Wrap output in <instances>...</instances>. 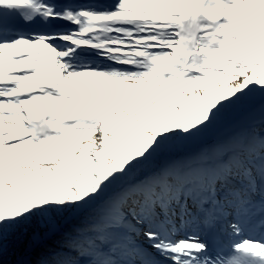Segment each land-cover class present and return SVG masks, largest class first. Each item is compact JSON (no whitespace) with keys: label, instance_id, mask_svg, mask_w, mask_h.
<instances>
[{"label":"snow or ice","instance_id":"snow-or-ice-1","mask_svg":"<svg viewBox=\"0 0 264 264\" xmlns=\"http://www.w3.org/2000/svg\"><path fill=\"white\" fill-rule=\"evenodd\" d=\"M140 7L151 0H0V264L43 245L35 226L85 210L38 264H264V235H244L264 233L255 18L228 10L220 34L232 35L199 65L99 41L104 22ZM236 110L246 123L209 139Z\"/></svg>","mask_w":264,"mask_h":264},{"label":"rangeland","instance_id":"rangeland-1","mask_svg":"<svg viewBox=\"0 0 264 264\" xmlns=\"http://www.w3.org/2000/svg\"><path fill=\"white\" fill-rule=\"evenodd\" d=\"M132 4H143L145 0H129ZM187 3V0H184ZM181 3V0H151L152 7L146 12L144 8H130L127 17L122 20L112 22V25L117 27H124L126 30H137L135 26H131L130 21L132 18L137 20L153 21L156 22L154 26L158 29H152L151 32L138 34V39L146 40H156L159 41V47L156 48L153 44H141L145 52L152 54L156 51L161 53H167L169 50L173 52L180 53L181 60L187 59L190 64H202L206 57L211 54V51L223 44V41L232 35L231 32L221 35L214 25V17L220 20V12L217 9V3L214 0H203L201 2V7L203 6L209 14H204L202 11L196 16H187L181 14L178 17L171 14L172 11H178L177 5ZM84 7H95L99 8L96 4H82ZM103 8V7H102ZM237 15L243 13L241 16L242 20L250 15L255 18V26L251 29L249 34L257 35L264 38V0H240L237 4L232 7ZM227 21H221L220 24L224 27L228 24ZM160 28V29H159ZM245 28V24H241V29ZM102 32V31H101ZM114 38L117 36L113 34ZM121 40H123L122 36ZM130 41L131 39H126ZM182 46L185 47L184 51L178 48ZM137 49V48H134ZM139 59H134L136 64H145L147 62V56L137 55ZM117 67H123L117 65ZM83 213V212H82ZM81 215V214H80ZM78 213L70 214V217L65 216L63 223H68L77 218ZM60 224V223H59ZM52 227H48L46 231L41 235V233L35 229L33 234L38 233L44 237L48 235L47 239L51 236L61 232V228H56L52 230ZM52 230V231H51ZM48 231H51L48 233ZM240 237H237L238 239ZM43 240V244L47 241ZM43 246V245H42ZM39 248L38 246L36 249Z\"/></svg>","mask_w":264,"mask_h":264},{"label":"bare ground","instance_id":"bare-ground-1","mask_svg":"<svg viewBox=\"0 0 264 264\" xmlns=\"http://www.w3.org/2000/svg\"><path fill=\"white\" fill-rule=\"evenodd\" d=\"M90 1H96V2H100L101 4L105 5V0H90ZM203 0H201L202 2ZM239 0H214L215 3H217V7H219V12H223L225 10L228 9H232V7L234 6V4H237ZM82 3L85 2V0H81ZM218 10V8L216 9V11ZM201 11L204 14H209V12L202 6L201 7ZM122 20L123 19H119ZM214 25L215 28L218 30V32H220V29L223 28V26L220 24V20L216 17H214ZM118 20H112V22H115ZM135 22L137 24V29L139 30L138 32L135 31H131V30H125L124 27H117V26H113L111 25L110 21H106L103 24V31L96 33V35L99 37V41L101 43L106 42V41H116L117 38H121V37H117V36H122L123 40H118V41H126V38H130L131 41L127 42L129 45L132 46V49L134 48H142L140 46H142L141 44L145 45V44H152L153 41L156 40H146V41H142L140 39H138V33L140 34H144V33H148L151 32L150 30L152 29H158L155 25L156 22L153 21H145V20H137L135 18L131 19L130 21ZM113 29V30H112ZM150 29V30H149ZM160 29V28H159ZM116 34L117 36L114 38L113 34ZM160 43V42H159ZM115 47V45H114ZM180 50L183 48H179ZM139 58H143V57H139L137 55H134L132 57H130V59L134 62H136L134 59H139ZM247 110H236L233 112H229L224 120L213 130L210 131L209 133V139H213L216 138V135L223 129L225 128L229 123L233 122L236 118H239L243 113H245ZM54 227V226H53ZM52 230H54V228H52ZM240 239V238H238Z\"/></svg>","mask_w":264,"mask_h":264},{"label":"trees","instance_id":"trees-1","mask_svg":"<svg viewBox=\"0 0 264 264\" xmlns=\"http://www.w3.org/2000/svg\"><path fill=\"white\" fill-rule=\"evenodd\" d=\"M87 216V210H85L83 213H81V215L77 216V218H75L73 221L65 223V225L63 226V230L58 233L55 234L53 236H51L49 239H47V241L43 244V246L35 249L34 251H28V247L30 245H25L20 253L17 255L16 259L20 260V256H24L25 258V262L24 264H38V261L40 259V256L43 254L44 249L49 247V246H55L56 244L60 243L63 238L70 233V231L79 223H81L85 217ZM65 217V216H64ZM64 217H59L56 222L57 223H63L64 221ZM48 227H43V226H35L33 231L35 229H37L41 235L46 231ZM10 259H12V257H10Z\"/></svg>","mask_w":264,"mask_h":264},{"label":"water","instance_id":"water-1","mask_svg":"<svg viewBox=\"0 0 264 264\" xmlns=\"http://www.w3.org/2000/svg\"><path fill=\"white\" fill-rule=\"evenodd\" d=\"M82 212H84V211L79 212L78 215H80ZM67 217H70V215H67ZM64 225H65V223H61V224H59V223L55 222L54 225H53V226H54L53 228H54V229H56V228H61V230H62V228H63ZM51 231H52V230H51ZM51 231H48V233L51 232ZM34 235H40V234H39V232H38V233H35ZM44 235H45V236L42 237L43 240L47 239V237H48V235H46V234H44ZM36 247H37V246L30 245V246L28 247V251H30V252H31V251H34V250L36 249ZM20 260H23V262H25V258H24V256H20Z\"/></svg>","mask_w":264,"mask_h":264}]
</instances>
